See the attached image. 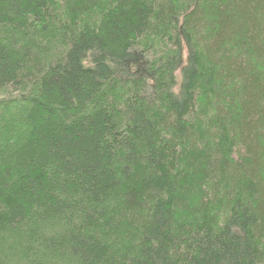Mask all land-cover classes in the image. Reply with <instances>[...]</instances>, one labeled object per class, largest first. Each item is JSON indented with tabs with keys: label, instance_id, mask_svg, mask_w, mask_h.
I'll return each instance as SVG.
<instances>
[{
	"label": "trees",
	"instance_id": "obj_1",
	"mask_svg": "<svg viewBox=\"0 0 264 264\" xmlns=\"http://www.w3.org/2000/svg\"><path fill=\"white\" fill-rule=\"evenodd\" d=\"M52 3L0 0V247L20 264H264V0H112L90 19Z\"/></svg>",
	"mask_w": 264,
	"mask_h": 264
},
{
	"label": "rangeland",
	"instance_id": "obj_2",
	"mask_svg": "<svg viewBox=\"0 0 264 264\" xmlns=\"http://www.w3.org/2000/svg\"><path fill=\"white\" fill-rule=\"evenodd\" d=\"M66 1H67V3H64L63 0H53L52 6L55 8L57 5H59V6L62 5V8H60V10H61L60 13H62V14L65 13V14H63V16L65 18H66V13L67 14H73V13H75V14L78 15V12L83 13V10L85 9V11L87 12V14L80 15V17L81 18H84V19H90V14H91L90 10H94L97 7L98 4H100L101 7H102V6H104V3L107 4V2H109L108 5H110L112 3V0H80L79 1L80 4L78 6L80 8L77 9V8H72V6H71L72 3L76 2V0H66ZM93 7H95V8L93 9ZM163 11H164L163 8H159V12H158L157 17L162 16L163 15V13H162ZM157 19L158 18H155L153 20V25L154 26L157 23L156 22ZM57 39L55 37H52V36L50 37L49 36L45 40L46 42L42 40V43H45V44L50 43L51 44L52 41H53V43L51 44L52 51L55 50V53H56L57 50L61 51V49H59L60 48L59 47L60 42ZM44 62H45V56H43L41 53H38V52L37 53H34L33 54V57H32V63H31V65H32V71L35 74H38L37 71L42 68V66L44 65ZM24 84L28 86V85L31 84V81L25 79ZM201 85H203V84L201 83ZM27 86L22 85V87L20 88L19 92L22 93V88L23 87H27ZM27 90L28 89L23 90V91H26L27 92ZM3 94H4V96H5V98L7 100L13 99L15 97V95H17V93H14V92H11V91L4 92ZM15 106H18V105L17 104L16 105L11 104V105L5 106V109L6 110H4V111H5L7 117L14 118V119H12V120H14L13 121L14 122V129H16V130H22V128H21L22 126L19 123L20 120L23 119L22 109H19L20 108L19 106L18 107H15ZM22 107H25V105H23ZM4 134H5L4 135V137H5V136H7L8 132L7 133H4ZM189 152H190V146L186 147V153L189 154ZM190 162H191V160H190ZM208 174H209V172H208ZM136 194H137V198L142 199L144 202L146 201L147 198H144L143 190L138 191ZM197 194H199V193H194L193 194V196L197 199V201H196V200L192 199L194 197L187 198L182 193L181 194V197H183V196L184 197L182 198L181 202H183V203L180 205L179 210H183L184 212H186L187 210L190 209V208L189 209H186V206H185V208H183V206H182L184 204V200H188V202H190V203L192 202L193 203L192 205L194 206V208H192V213H197V212H199V210H201V213H202L201 215H203V216H207L208 215V216H210V217L213 218L214 212L217 211V207H215L213 205H211V206L208 207L207 200L206 199H204V200L200 199L199 195H197ZM177 207H178V205H177ZM114 208H117V207H114ZM143 209H145V206L144 205L142 206V211H143ZM190 211H191V209H190ZM138 213H141V210H139ZM195 217H197V216H195ZM124 219H126V218H124L123 216L120 218V220H124ZM129 221L130 220H128V222ZM106 228H107L108 232H110V233H111V231L114 230V228H117L118 229V227H115V222L114 221L109 222L108 226L107 227H104L105 230H106ZM13 245H14L13 239H8L7 242L3 246L6 247L8 250H10L9 253L12 254V256L10 257L11 260H12V264H20V260L18 259V254L15 251H13V249H14V246ZM3 246L0 247V249L1 248L4 249ZM68 256H69L68 254H63V257H65L63 259V263H62V260H54V259L50 263H53V264H69V262L67 261V260H69V259H67Z\"/></svg>",
	"mask_w": 264,
	"mask_h": 264
}]
</instances>
